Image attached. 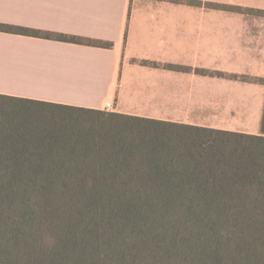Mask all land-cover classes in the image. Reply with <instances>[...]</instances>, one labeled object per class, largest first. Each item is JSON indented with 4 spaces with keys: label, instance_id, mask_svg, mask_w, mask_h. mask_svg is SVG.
Masks as SVG:
<instances>
[{
    "label": "trees",
    "instance_id": "trees-1",
    "mask_svg": "<svg viewBox=\"0 0 264 264\" xmlns=\"http://www.w3.org/2000/svg\"><path fill=\"white\" fill-rule=\"evenodd\" d=\"M0 264H264V113L250 135L0 94Z\"/></svg>",
    "mask_w": 264,
    "mask_h": 264
},
{
    "label": "crops",
    "instance_id": "crops-1",
    "mask_svg": "<svg viewBox=\"0 0 264 264\" xmlns=\"http://www.w3.org/2000/svg\"><path fill=\"white\" fill-rule=\"evenodd\" d=\"M0 23L112 44L0 33L2 95L261 135L264 0H0Z\"/></svg>",
    "mask_w": 264,
    "mask_h": 264
},
{
    "label": "built area",
    "instance_id": "built-area-1",
    "mask_svg": "<svg viewBox=\"0 0 264 264\" xmlns=\"http://www.w3.org/2000/svg\"><path fill=\"white\" fill-rule=\"evenodd\" d=\"M113 109H114V106H113V104L111 102H109V103H107L105 105V110L106 111H112Z\"/></svg>",
    "mask_w": 264,
    "mask_h": 264
},
{
    "label": "rangeland",
    "instance_id": "rangeland-1",
    "mask_svg": "<svg viewBox=\"0 0 264 264\" xmlns=\"http://www.w3.org/2000/svg\"><path fill=\"white\" fill-rule=\"evenodd\" d=\"M6 70V69H5ZM2 71H4V70H2ZM7 71V70H6ZM107 112H110V111H107Z\"/></svg>",
    "mask_w": 264,
    "mask_h": 264
}]
</instances>
